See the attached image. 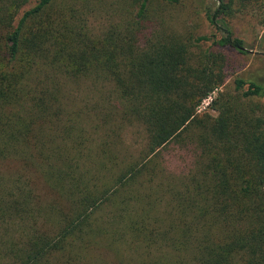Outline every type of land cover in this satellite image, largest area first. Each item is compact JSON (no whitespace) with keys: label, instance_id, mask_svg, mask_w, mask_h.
<instances>
[{"label":"trees","instance_id":"trees-1","mask_svg":"<svg viewBox=\"0 0 264 264\" xmlns=\"http://www.w3.org/2000/svg\"><path fill=\"white\" fill-rule=\"evenodd\" d=\"M234 3L188 37L154 0H0V264H264V111L247 104L264 82L234 79L246 102L219 90L217 48L248 52Z\"/></svg>","mask_w":264,"mask_h":264},{"label":"rangeland","instance_id":"rangeland-1","mask_svg":"<svg viewBox=\"0 0 264 264\" xmlns=\"http://www.w3.org/2000/svg\"><path fill=\"white\" fill-rule=\"evenodd\" d=\"M216 5V0H180L178 4L168 5L162 3L161 0H154V9L156 21L169 32H176L185 36H196L198 34H210L215 30L211 28L205 18V8ZM264 0H252L241 2L235 0L233 10L227 18L234 34L241 37L245 41L246 54H239L235 50L227 47L217 48L224 53L226 57V78L223 87L225 95L240 100V91L235 90L234 79L237 77L248 79H257L264 82ZM25 8L19 12L18 17ZM129 9L125 6V14ZM109 11L114 15L123 14L122 10L117 11L116 8L110 7ZM109 17L92 18L89 24L95 31H100L109 22ZM211 42L202 43V48L207 49ZM198 48V47H197ZM211 48V49H212ZM84 85V83H83ZM113 86L108 83L105 85L106 93L113 90ZM80 92H84L79 90ZM217 92L212 93L208 98L204 99L198 108L199 112H206L216 115L217 112L210 106L211 101ZM245 100V99H244ZM243 102V101H241ZM246 102V100H245ZM247 104L257 112L264 111V98H251ZM124 145L132 156H137L141 150L144 138L142 128L139 126L127 127L122 132ZM173 145V144H171ZM176 148V146H174ZM172 148V146H171ZM177 150V149H175ZM173 153V152H172ZM177 156V155H175ZM172 161L173 165L179 164L178 159ZM3 170H11L14 168L9 163H3L0 166ZM13 171V170H12ZM5 174V173H4ZM38 191L45 197L50 198L51 192L39 180L36 184Z\"/></svg>","mask_w":264,"mask_h":264}]
</instances>
